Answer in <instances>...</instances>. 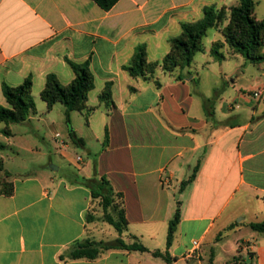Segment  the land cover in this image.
I'll return each mask as SVG.
<instances>
[{"label": "crops", "instance_id": "1", "mask_svg": "<svg viewBox=\"0 0 264 264\" xmlns=\"http://www.w3.org/2000/svg\"><path fill=\"white\" fill-rule=\"evenodd\" d=\"M238 3L120 0L105 11L93 0H0V106H8L3 83L18 86L31 77L36 112L27 124L32 125L38 112L50 113L56 106L49 110L40 95L47 76L55 74L67 86L76 76L66 59L88 61L95 87L88 94V109L71 117L74 122L76 114L85 116L88 128L100 131L98 141L105 139L106 129L109 133L105 145L89 151L91 158L76 166L73 178L61 175L60 167L54 170L52 162L26 174L8 170L6 177L0 172V179L13 187L6 195L0 184V264H141L139 253L167 250L178 202L181 217L168 249L175 258L171 264H230L243 254L250 264H264V234L252 230L237 246L222 244L229 232L264 221V62L246 64L228 47L223 60L215 59L211 46L223 42L219 33L221 39L211 41L203 57H194L184 80L161 67L152 78L133 77L123 68L140 45L146 46L149 62L162 61L170 40L181 35L182 22L202 19L205 7L230 9ZM257 6L255 0V16L262 20L264 4L258 15ZM212 66L218 78L213 94L202 87L203 71ZM107 83H112L110 107L99 98ZM259 87L258 100L242 97ZM0 123L4 135L8 127ZM12 136L4 135L2 149L13 147ZM59 145L68 146L66 141ZM65 156L70 158L69 151ZM0 159L6 160L2 154ZM197 165L193 182L181 190ZM94 176L106 177L123 195L128 230L122 238L139 242L148 252L111 250L96 260L61 258L77 241L104 239L88 222L91 190L80 183Z\"/></svg>", "mask_w": 264, "mask_h": 264}, {"label": "trees", "instance_id": "2", "mask_svg": "<svg viewBox=\"0 0 264 264\" xmlns=\"http://www.w3.org/2000/svg\"><path fill=\"white\" fill-rule=\"evenodd\" d=\"M93 1L103 10L109 11L120 0ZM225 20L228 21V24L224 28L223 35L225 43L232 53L241 54L245 58L246 64H260L264 62V18L262 20L256 18L255 0H239V3L230 9L225 7L218 9L215 6L205 7L202 19L195 22H182L181 35L170 40L171 50L162 61L149 62L146 46L140 45L136 48L131 63L125 65L123 68L133 77L152 78L156 69L161 67L165 73L175 74L177 80H184L183 72L191 67L196 54L204 50L202 42L208 30ZM223 44L221 41L215 42L211 49L212 56L219 61L225 58V54L221 50ZM66 61L74 71L75 79L69 85L64 86L55 74H49L40 95L42 100L46 102L49 110L57 103L64 105L66 121L70 126L71 139L76 145L84 146V140L79 138L72 128L71 114L74 111L85 112L88 109V94L95 87L94 75L90 70L88 61L76 63L68 58ZM32 86L31 77L26 78L18 86H10L3 83L2 91L8 103V106H0V122L5 123L8 127L3 130L4 135H12L9 129L10 124L28 122L31 114L36 112ZM157 86L160 87L161 84L157 82ZM99 98L106 106L110 107L113 105L112 83L106 84ZM208 115L213 117V110H209ZM108 139L109 133L106 129V142ZM0 147L4 148V145H0ZM198 169L199 165L194 168L190 177L182 182L181 190L193 182ZM3 171V162L0 160V172ZM5 176H9V174L6 172ZM80 183L91 190L92 202L93 200L100 199L106 219L115 228L119 237L109 241H96L89 238L77 241L61 258L96 260L105 252L111 250L148 252L149 250L139 242L135 241L132 244H128L122 238V235L128 230L123 207V195L114 190L110 181L104 176H94L89 179L83 178ZM2 192L6 195H11L13 187L10 186V189L2 188ZM109 209L116 211L117 217L114 215L115 212L111 214ZM180 217L181 203L178 202L174 218L169 223L167 250L152 252L154 257H160L170 264L174 262L175 258L170 255L168 249L174 241ZM92 218L89 213L88 222H92ZM250 227L253 231L264 234V221L252 223ZM249 255L252 256L253 253L249 252ZM238 257H234V260L236 261ZM236 262L235 264H248L246 261ZM208 264L213 263L210 262Z\"/></svg>", "mask_w": 264, "mask_h": 264}, {"label": "rangeland", "instance_id": "3", "mask_svg": "<svg viewBox=\"0 0 264 264\" xmlns=\"http://www.w3.org/2000/svg\"><path fill=\"white\" fill-rule=\"evenodd\" d=\"M262 4H264V0H258L257 15L260 14ZM227 24L228 21L225 20L215 27L210 28L206 36L203 38V48L208 47L211 41L221 39L222 35L224 44L221 50L224 53L225 47H228V45L225 43V37L223 35L224 28L227 26ZM219 33H221V35ZM214 43L215 42L212 43V46ZM229 51L232 52L230 49ZM200 57H203L201 52L196 54L195 61H198ZM196 63L195 65L197 66ZM216 68L217 66H212L210 71L207 72L205 70L202 74V87L208 93L211 92L212 94L214 92L213 88L215 87L216 80L218 79L217 76L212 73V71ZM251 69H253V71L256 70V68ZM189 75L190 71L183 72L184 78H188ZM39 101L41 105H45L42 100ZM76 115V117L79 118L78 121L75 120L74 122L79 128L80 134L83 137L82 139L84 140V146H78L72 141L70 136V126L66 121L65 107L61 103L56 104L50 113L45 111L38 112L37 119L32 122V125L27 124L30 122L13 123L10 126V129L13 133L11 142L14 143L15 146L13 145V147H8L7 149H2L0 147V154H2V156H4L6 159L5 161L0 159L3 162L4 171L8 174L10 173L9 171H12V173L16 174L17 172L26 174L28 172L30 173L36 168H41L42 165L47 168L49 163L52 162L53 165L60 167L59 172L61 175H68L71 178L75 177L77 175L78 169L76 166H80L81 164L83 165L85 160L87 161L91 158L89 151L96 153L100 149L101 145H105L106 143V133L104 137L105 139L98 141L97 135L101 134L100 131L96 130L97 128H88L87 119L85 116L80 114ZM71 122L72 128L76 130L72 117ZM0 126L4 128V124L0 123ZM56 133H59L60 136H58ZM76 135L78 136L79 134ZM59 141H66L68 146L61 148ZM6 143V138L4 135L0 134V145H5ZM27 145H30L33 148L37 147V150L34 149L35 151H31L26 147ZM66 151H69L70 158L65 156ZM51 152H53V154H51ZM79 157L81 158L80 161L77 160ZM77 177L81 180L80 176ZM0 184L2 185L3 189H10L11 184L5 181L3 178L0 179ZM109 211L111 214L112 212L113 214L115 212L114 215L117 217L116 211L112 209H109ZM90 217H93L91 219V223H94L95 227L100 233H102L104 236V241L113 240L115 238L117 231L110 223H108L103 207L100 204V199L93 200ZM251 233V227L247 226L238 231H231L229 232L228 236L224 238L222 244L225 243L226 246H229L232 243L234 246H237L238 240L248 239L251 236ZM138 255H140L139 257L142 262L141 264H162L165 262V260L162 258H154L150 254L139 253ZM244 258L245 254L239 256L236 261L244 262ZM236 261L234 260L232 263L235 264L237 263Z\"/></svg>", "mask_w": 264, "mask_h": 264}, {"label": "built area", "instance_id": "4", "mask_svg": "<svg viewBox=\"0 0 264 264\" xmlns=\"http://www.w3.org/2000/svg\"><path fill=\"white\" fill-rule=\"evenodd\" d=\"M262 91H263V88L259 87V88L253 89L251 91L244 92L242 94V97L245 98L248 101L258 100L260 98V96H261ZM57 135L60 136L59 134H57ZM77 160L80 161L81 158L79 157ZM193 245L197 249L199 247V242L198 241H194Z\"/></svg>", "mask_w": 264, "mask_h": 264}, {"label": "water", "instance_id": "5", "mask_svg": "<svg viewBox=\"0 0 264 264\" xmlns=\"http://www.w3.org/2000/svg\"><path fill=\"white\" fill-rule=\"evenodd\" d=\"M51 167H52L54 170H58V167L55 166V165H52ZM250 262H251V259L248 258L247 263L250 264Z\"/></svg>", "mask_w": 264, "mask_h": 264}]
</instances>
